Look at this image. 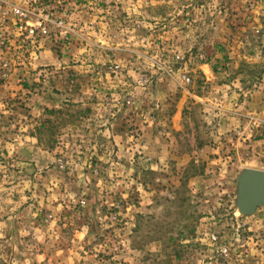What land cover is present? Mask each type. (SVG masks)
Instances as JSON below:
<instances>
[{"label":"rangeland","instance_id":"obj_1","mask_svg":"<svg viewBox=\"0 0 264 264\" xmlns=\"http://www.w3.org/2000/svg\"><path fill=\"white\" fill-rule=\"evenodd\" d=\"M264 0H0V264H264Z\"/></svg>","mask_w":264,"mask_h":264},{"label":"water","instance_id":"obj_2","mask_svg":"<svg viewBox=\"0 0 264 264\" xmlns=\"http://www.w3.org/2000/svg\"><path fill=\"white\" fill-rule=\"evenodd\" d=\"M237 214L239 217L253 215L264 208V170L245 169L238 177Z\"/></svg>","mask_w":264,"mask_h":264}]
</instances>
